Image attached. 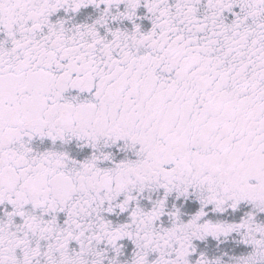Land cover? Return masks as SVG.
Instances as JSON below:
<instances>
[{
	"label": "snow or ice",
	"instance_id": "1",
	"mask_svg": "<svg viewBox=\"0 0 264 264\" xmlns=\"http://www.w3.org/2000/svg\"><path fill=\"white\" fill-rule=\"evenodd\" d=\"M0 264H264V0H0Z\"/></svg>",
	"mask_w": 264,
	"mask_h": 264
}]
</instances>
